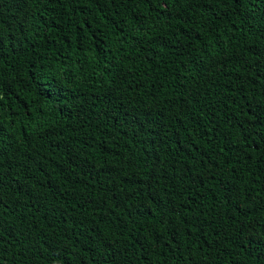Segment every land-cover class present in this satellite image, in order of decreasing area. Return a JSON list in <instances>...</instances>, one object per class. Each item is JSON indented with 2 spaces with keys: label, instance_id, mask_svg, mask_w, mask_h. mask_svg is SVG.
Masks as SVG:
<instances>
[{
  "label": "trees",
  "instance_id": "trees-1",
  "mask_svg": "<svg viewBox=\"0 0 264 264\" xmlns=\"http://www.w3.org/2000/svg\"><path fill=\"white\" fill-rule=\"evenodd\" d=\"M0 264H264V0H0Z\"/></svg>",
  "mask_w": 264,
  "mask_h": 264
},
{
  "label": "snow or ice",
  "instance_id": "snow-or-ice-1",
  "mask_svg": "<svg viewBox=\"0 0 264 264\" xmlns=\"http://www.w3.org/2000/svg\"><path fill=\"white\" fill-rule=\"evenodd\" d=\"M162 2H164L166 4V0H162Z\"/></svg>",
  "mask_w": 264,
  "mask_h": 264
}]
</instances>
